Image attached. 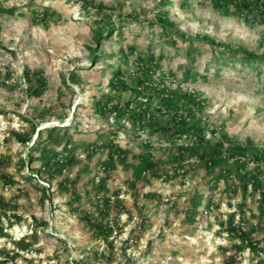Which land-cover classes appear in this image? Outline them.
I'll return each instance as SVG.
<instances>
[{
  "label": "rangeland",
  "instance_id": "1",
  "mask_svg": "<svg viewBox=\"0 0 264 264\" xmlns=\"http://www.w3.org/2000/svg\"><path fill=\"white\" fill-rule=\"evenodd\" d=\"M242 1L0 0V264H264V161L252 158L264 150V59L247 55L264 54V8ZM103 17L115 33L92 61ZM25 70H42L41 95L27 93ZM139 106L149 122L129 118ZM176 111L185 133L151 131ZM34 124L29 142L15 139ZM181 144L206 159L176 165ZM233 144L248 146L246 164ZM54 154L64 171L52 178ZM152 160L163 177L142 171ZM246 172L263 184L244 187Z\"/></svg>",
  "mask_w": 264,
  "mask_h": 264
},
{
  "label": "trees",
  "instance_id": "2",
  "mask_svg": "<svg viewBox=\"0 0 264 264\" xmlns=\"http://www.w3.org/2000/svg\"><path fill=\"white\" fill-rule=\"evenodd\" d=\"M86 2L90 3L91 5H93L95 8H105L107 9V7L105 5H103L102 3H96L95 0H86ZM260 0H257V3H260ZM250 3L248 2V0H243L242 1V7L243 8H247L250 9ZM261 6L264 8V0L261 2ZM111 9V8H108ZM264 13V11H263ZM160 21L164 24L165 20H163L162 18H160ZM167 32V31H166ZM115 33V25L113 22L107 20L105 17L102 18V22L100 26H97L94 30L93 33V39L95 41V45H91V59L92 61H95L96 58V54L100 53L97 52V50H101L104 43L110 38L112 37V35ZM248 57L250 58H258V59H264V54H260V56H258L257 53L255 52H250L247 53ZM98 57V56H97ZM157 58V56L155 55H151L149 58V61L152 62V67H155L157 65V62L155 61ZM150 70H154V68L150 67ZM29 87L27 88V93L31 96H39L41 95L46 86H47V80L44 78L43 76V72L42 70H34V71H29V70H25V74H24ZM121 72L117 71L116 72V77H117V81L122 82V87L123 88H127V83L123 80H121ZM117 83V82H115ZM114 83V85H115ZM137 83L139 84L138 87V92L141 93V89L146 88L149 89V82H147L146 79H138ZM116 86V85H115ZM163 100V105L159 106L158 108L160 109V111H164L167 112L168 109L170 108L169 106V102L172 101L173 99V95L172 94H162L160 97ZM150 99H153V96L150 97ZM136 100H131V102H128L127 105L130 107H133V104L135 103ZM98 106H101V102H97ZM161 107V108H160ZM164 109V110H163ZM152 113L150 111V107H144V106H139L138 108L134 109L131 111V114L129 116V118L135 123V124H139V123H147L149 122L148 118L149 116H151ZM60 119H63V117H60ZM174 122L173 123H167V124H162V123H158L155 122L153 124H151V131L156 134L157 136H167L168 138L173 137V136H178V135H182L183 133L186 132V130H184L183 128H179L177 129V127L184 125L185 121L183 120V115L182 112H174V118H173ZM36 129V125L34 124L33 130L31 132H17V131H13V136L15 137V139L23 144H26L27 142H29L30 137L29 135L31 133H34ZM213 133H216L215 130L212 131ZM202 139V138H201ZM68 145V144H67ZM151 145V144H150ZM108 146L112 149V150H116V148L118 147L114 141L110 140L108 143ZM224 147V142L220 141L217 143V147L214 149L213 151V155L210 157L209 164H213L215 161V157H219L221 155V151L222 148ZM229 149L231 150L230 153V157L232 158H237L236 162H240L242 164H246L245 160H243V150L248 149V146H244L243 150L241 148H238V146H234L231 145L229 146ZM204 151L201 152L200 148L196 147V146H186V145H178V147L176 148V151H174V155H173V160L175 162L176 165L183 167L185 162L189 160V158L191 157H195V156H200L202 159H206V154H204L206 149H203ZM234 150V151H233ZM115 155V154H114ZM113 154H111V157L114 156ZM68 158L66 161L74 163L76 160V156L74 154L71 153L67 155ZM54 157H57V154H54L53 156H51L47 161H46V166L48 167V174L49 177L55 178L57 175L62 174L64 171V161L60 160V159H54ZM239 157V158H238ZM252 158L253 160L257 161V163H262L264 161V150L262 148H257L253 154H252ZM54 159V160H53ZM207 161V162H208ZM107 164V163H106ZM104 164V169H106V171H109V169L107 168V165ZM257 169H259V167L257 166ZM142 171L144 173H146L147 171L150 172V174L152 176L155 177H163V175L166 173L164 170V167L160 166V162L157 160H152V161H147L144 164V167L142 169ZM228 173L232 174V171L230 169H227ZM259 172V171H257ZM246 175V176H245ZM49 179V178H48ZM243 180H244V187H247L248 184L252 181V183L255 184H263V181L260 180V175L259 173H253V172H249V173H245L243 176ZM43 183L49 184L48 181L49 180H42ZM45 184V185H46ZM43 190V197H48L47 195V188L45 186L42 187ZM263 200H264V196H263ZM88 220V219H86ZM90 223H92V225L94 226V228L96 230H100L102 232L106 231L107 226L103 225V223L100 221L99 223H94L92 222V219L89 218ZM235 230V228H233ZM233 230V231H234ZM237 231V230H235ZM241 235H246L249 238V235L247 233H245L244 231L239 230ZM251 245L256 247L257 243H254L252 240L250 241ZM22 249H24L22 247Z\"/></svg>",
  "mask_w": 264,
  "mask_h": 264
}]
</instances>
